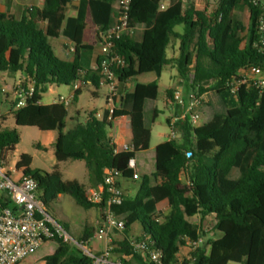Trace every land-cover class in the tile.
I'll return each instance as SVG.
<instances>
[{
  "label": "trees",
  "instance_id": "obj_1",
  "mask_svg": "<svg viewBox=\"0 0 264 264\" xmlns=\"http://www.w3.org/2000/svg\"><path fill=\"white\" fill-rule=\"evenodd\" d=\"M70 1L44 0L41 12L25 8L19 13H0V72H20L34 82L33 96L12 111L15 125L57 131L53 145L56 161L82 160L95 184L101 182L105 166L116 170L120 180H130L132 172L127 168V160L136 157L157 118L158 79L163 66L173 60L166 53L170 39L178 38L180 50L184 51L182 60L179 58L181 65L188 67L193 63L192 80L186 79L188 88L197 87L198 92L207 95L201 111L206 118L195 127L183 122L181 139L158 144L154 149L153 171L138 174L140 181L135 195L123 196L120 204L112 208L124 220V233L134 223L140 224L160 251V263L132 252L126 237L113 243L112 252L130 256L139 264H264V218L255 212L264 211V89L258 93L243 86L234 97L224 84L244 64L264 69V54L254 45L258 37L257 9L247 0H217L205 15L195 10L191 2L182 9L179 0H170L166 9L159 10L160 0H130V24L139 30L133 37L123 35L115 43L117 53L125 61V66L116 71L118 91L130 102V108H116L113 116L129 119L134 150L114 154L106 114L101 120L93 112L84 121L72 118L66 129L68 113L62 103H39L48 84L68 86L76 80L86 81L74 92L72 102H76L82 89L100 88L98 70L83 67L79 59L83 26L89 11L98 29L105 30L112 21V5L116 0H78L75 15L64 17L56 32L53 26L56 14L61 5ZM240 6L247 8L249 19L243 35H240L243 29L238 32L236 27L228 26L231 12ZM40 16L49 23L45 30L39 27ZM53 36L74 44L71 59L55 55L48 40ZM129 79L146 81L143 94L125 91L124 84ZM170 95L167 90V96ZM2 119L1 116L0 165H4L6 153L14 151L19 142L15 128L1 127ZM30 162V155L22 153L14 168L36 181L37 194L47 212L65 230L49 209V203L58 194L71 196L84 209L95 206L87 201L82 184L62 180L57 166L45 172L30 168ZM232 171L238 172V179L228 188L220 182L219 174L226 176ZM184 173L192 186L188 194L179 189ZM156 194L173 207L166 223L156 221ZM3 204L11 205L7 200ZM196 215L200 220L212 216L210 228L216 236L205 242L207 250L197 248L189 253V258L180 261L182 237L193 240L204 235L201 224L190 220ZM46 241L53 242L55 248L42 257L43 264L89 262L76 246L57 237L44 239L43 243ZM121 263L130 264L125 259Z\"/></svg>",
  "mask_w": 264,
  "mask_h": 264
},
{
  "label": "built area",
  "instance_id": "obj_2",
  "mask_svg": "<svg viewBox=\"0 0 264 264\" xmlns=\"http://www.w3.org/2000/svg\"><path fill=\"white\" fill-rule=\"evenodd\" d=\"M169 1L160 0L158 9H166ZM179 2L181 8L184 9L190 0H179ZM247 2L258 11V37L254 45L264 54V0H247ZM129 8L130 0H116L110 25L103 31L99 29L96 31L99 52L95 68L98 70V85L106 90V102L103 111L96 112L94 117L101 120L106 114V121L110 123L109 138L114 154L134 150L131 140L128 139L129 119L126 116H113V111L116 109L115 100L119 96L116 71L125 66L124 58L117 53L115 43L123 35L133 37L139 30L138 26L130 24ZM66 49L68 55L74 54L72 42L67 45ZM189 66L181 65L174 72V86L171 95L166 97L168 107L177 110L166 119L167 140L181 139L180 125L185 121L193 127L201 124V111L207 102V95L205 92H198L197 87L188 88L185 91L184 82L188 81L186 80L188 78L191 81L193 77V67ZM18 73L19 76L15 78L11 86L13 110L23 106L26 99L31 98L34 93L32 79ZM86 83L84 80L73 82L70 85L73 93ZM224 84L234 97L243 86L261 93L264 89V69L255 64H244L226 78ZM3 89L4 85L0 78V90L3 91ZM73 93L68 97L57 99V102L62 103L66 110L72 104ZM119 118L123 120L120 126L117 124ZM189 155L190 153L187 152L186 157ZM127 168L132 172L130 180L135 181L138 178V169L134 156L127 160ZM12 174L15 175L16 171H7L4 165H0V264H19L21 260L34 254L44 239L53 237L79 248L89 258L87 264H112L113 245L108 239L109 232L124 229V220L119 218L112 209L120 204L124 196L120 186L121 180L116 170L105 166L102 169L101 182L94 187L86 188L84 193L88 202L102 209L100 226L94 236L105 240L106 243L98 253H92L82 241L74 239L52 218L37 194L36 181L30 175H24L21 172L15 176ZM6 200L11 205H4L3 201ZM182 241L183 246L181 247H186L191 252L204 244V237L200 235L193 240L182 237ZM128 242L132 252L153 263H160L161 253L155 248L147 234H143L140 238L131 237ZM186 258H189V255Z\"/></svg>",
  "mask_w": 264,
  "mask_h": 264
},
{
  "label": "crops",
  "instance_id": "obj_3",
  "mask_svg": "<svg viewBox=\"0 0 264 264\" xmlns=\"http://www.w3.org/2000/svg\"><path fill=\"white\" fill-rule=\"evenodd\" d=\"M194 1L196 2L195 3L196 5H198L199 3H203V1H207L210 3H214V4L218 2L217 0H194ZM77 4H78V0H71L70 2H65L63 5L60 6V9L56 14V19H55L56 23L59 22L58 27L55 29L56 32L62 26L61 23L65 16L66 17L74 16L73 14L63 13L61 9L63 7L74 5V9L76 12ZM41 5H42V0H0V13L7 12V11L10 13H19L25 8L27 9L31 7H34L36 10H39L41 8ZM114 10H115V3H113L112 5L111 18H113ZM42 22L46 24V21L42 20ZM97 29L98 27L93 22L90 12L87 11L86 18L84 21V26H83L82 39H81L83 45L85 46L81 45L82 48L79 51V59H80L81 65L88 69L95 68L96 60L98 57L99 46H98L97 39H96ZM54 38L56 42H55L54 47H52L50 39H54ZM48 40L56 56H58L61 59H71L72 58V57H68L69 55L66 49L70 41L63 39L60 36H53V37H50ZM176 41L179 43L178 40ZM172 45L173 43L170 42L169 43L170 55L176 57L179 52V47L177 45L176 50H175L174 47L172 49L171 47ZM56 47H59V54H56L54 50L56 49ZM166 53H167V57L170 59V55H168L169 54L168 48L166 50ZM17 76H19L18 72L16 73L0 72L1 83L4 85L3 91L0 90V115L3 118L1 120V127L7 128V129L15 128L19 134V142L16 145L14 151L6 153L5 165H4L5 170L7 171L15 170L14 166L17 160L19 159V155L22 153H26L30 155L31 157L30 168L32 169H39L41 171L50 172L55 166H57V169L61 173L62 180L64 181L65 180H76L78 183L82 184L85 188L94 187L95 185H97L98 183L95 184L94 179L90 177L88 170L86 169L84 162L82 160H66L62 162L56 161L54 157L53 145L57 138V131L55 130L40 131L36 127H21V126L15 125V121L12 115L13 95L11 91V86L13 84L14 78H16ZM145 82H146L145 80H140V79L138 80L129 79L124 84L125 91L129 93L141 95L143 94V91H144ZM159 82H160V77L158 79V93H159ZM173 84H174L173 81L169 80L165 84V87H166L165 90L168 88H171ZM46 86H48L46 96L44 95L45 91H42L41 100L39 102L40 104H43V105L57 102V99L59 97H68L70 94L73 93V89L70 85L66 91L60 90L61 85L48 84ZM101 88L102 87L94 88L92 86H89V87L82 89L80 95L77 97L76 102H72L71 106L69 107L72 109V112L69 115H67V117L69 119L78 118L79 120L84 121L89 113L91 112L96 113L99 111H103L105 107V102H106V90L104 88L103 89ZM83 90L87 91V93L90 96V99L92 100V103L94 101H97L99 97L102 96L101 97L102 105L98 109L95 108V106L89 107L88 110L84 111V115L80 117V109L82 107L81 106L78 107V103H79L78 101H79V98ZM157 97H158V94H157ZM115 106L116 108L128 110L130 108V102L124 99L123 97H121V94L119 93V96L115 100ZM68 109H67V113H68ZM169 109L170 107H168V110ZM170 114L171 113L169 110V114L166 115L164 118L165 128L162 126V129L160 128L158 131L154 133V139H155L154 144H152L151 146L145 147L147 140L149 139V137L151 136L153 132V127L155 123L157 122L156 120L152 124L150 134L148 135V137L146 138V140L144 141V143L138 150L135 158H136V164H137V169H138L139 174H141L142 167L148 168V171H149L148 174H150L153 171L154 154H155L154 149L158 144L165 142L167 140L168 129L166 126V119ZM117 124L118 126L123 124L122 118L118 119ZM129 132L130 134H128V139L131 140L130 129H129ZM22 134H25L31 140V146H29V148L27 149L19 150V145L21 142ZM149 159L151 161L150 165H148ZM73 162H76V163H73ZM82 164L84 166V170L81 175V180H79L78 178H76V175L74 174L75 172L74 170H75L76 165L82 166ZM19 172L20 171H16L15 175H17ZM13 175L14 174H12V176ZM65 175H67V177ZM133 182L134 181L129 180V179L128 180L123 179L120 181V186L123 190L125 197H132L135 195L138 187ZM163 200H166V199H163ZM155 206H156V211L158 213V216H160V212H162L160 208L162 205L156 204ZM49 209L53 217L57 221H59L62 225H64L67 232H69L70 229L75 230L77 240L82 241L84 245L88 244L89 245L88 249L92 253H98L103 249V246L106 243L105 240L98 239L94 236V233L100 226V222H101L102 209L100 207L94 206V207L84 209L80 207L71 196L66 195V194H58L56 198L49 203ZM134 224L131 226L128 232L133 231ZM127 234L125 233L123 237H126L127 239H129L133 236L132 234L131 235H127ZM140 234L142 235L145 233L143 232V230H141ZM108 239L111 241V244L117 242L115 241L116 239L113 237L111 232H109ZM41 246L38 249H40ZM54 248L55 246L52 248L50 253L53 252ZM115 254L118 256V262H112V264H122L121 259H125L130 264H139L137 261L132 260L130 256H123V255L120 256L118 253H115ZM112 258H113V254H112ZM36 260L39 261L38 264H43L42 257L36 258ZM227 264H237V263L229 262Z\"/></svg>",
  "mask_w": 264,
  "mask_h": 264
},
{
  "label": "rangeland",
  "instance_id": "obj_4",
  "mask_svg": "<svg viewBox=\"0 0 264 264\" xmlns=\"http://www.w3.org/2000/svg\"><path fill=\"white\" fill-rule=\"evenodd\" d=\"M191 5L193 6V8L197 11H201L203 13H205V15L208 14L209 11H211L216 4L214 3H210V2H207V1H203V3H199L198 5H196L195 1L194 0H191ZM43 5H44V0H42V5H41V8H40V11H42V8H43ZM29 9H35L34 7H31ZM34 11V10H33ZM61 11L63 13H67V14H73L75 15V9H74V5H70L68 7H63L61 9ZM66 17V16H65ZM42 17L40 16V18H38V24H39V27L42 29V30H45L46 27L49 25V23L46 22L43 23L42 22ZM45 21V20H43ZM248 11H247V8L244 7V6H240L238 8H235L233 9V11L231 12V15L228 19V26L229 28H237L238 32H241V30L243 29V32L240 33V35L245 32L246 30V27L248 25ZM42 23V24H41ZM58 24L59 22H54L53 23V26H55V29L58 27ZM63 23H61L62 25ZM180 27H176V31H180ZM51 40V44H52V47H54L55 45V38L54 39H50ZM179 39L178 38H175V37H172L170 39V42L173 43V45L171 46L172 49L174 47V49L176 50V46L178 45L179 47V52H178V55L176 57L174 56H171L170 55V48H169V45H168V55H170V59H173L172 62L170 63H167L163 66L162 68V71H161V75H160V82H159V93H158V97L155 101V105L156 107H158L159 109V113L157 115V118H156V123L153 127V132L151 134V136L149 137V139L147 140L146 144H145V147H148V146H151L152 144H154L155 142V139H154V133L156 131H158L160 128L162 129V126L165 128L164 126V118L166 115L169 114V110H170V113L171 114H174L176 112V110H173V109H169L168 110V105L166 104V97H167V90H172L173 89V86L171 88H168L165 90V84L169 81V80H172L174 82V79H173V74L174 72L180 67L181 65V60L183 58V54H184V51L183 50H180V41L179 43L176 41ZM81 45L82 46H85L83 45L82 43V40H81ZM58 51H57V50ZM55 52L56 54H59V47H56ZM188 51L190 50V48L187 49ZM73 55H69L68 57H72ZM179 58L181 59L179 61ZM189 67H193V63L190 64ZM15 80V78H14ZM14 82V81H13ZM184 89L185 91L188 89V86H187V81L184 82ZM69 88V85H61L60 86V90H63V91H66L67 89ZM47 89H48V86H45L44 87V91H45V96H46V92H47ZM103 89V88H101ZM102 96L99 97V99L97 101H94L92 103V100L90 99V96L89 94L87 93L86 90H83L80 98H79V103H78V107L81 106L82 108L80 109V117H82L84 115V111L85 110H88L89 107H92V106H95V108H100L101 105H102V99H101ZM204 107V106H203ZM203 109V108H202ZM72 112V109L69 108L68 109V115ZM206 118V115L202 114L201 115V122ZM71 125V119H69L68 117L66 118V129L69 128ZM29 146H31V140L25 135V134H22V137H21V142H20V145H19V150H24V149H27L29 148ZM154 158H155V154H154ZM73 163H76V162H73ZM151 161L149 159L148 161V165H150ZM5 165V163H4ZM83 170H84V166L82 164V166H78L76 165L75 166V172L74 174L76 175V178H78L79 180H81V175L83 173ZM148 168L147 167H142L141 169V174H148ZM139 174V172H138ZM220 175V182L223 183V185L225 187H233L236 182H237V179H238V172L237 171H232L230 172L228 175L226 176H222L221 174ZM67 177V175H65ZM139 181H140V177L138 176V178L133 182L137 187H138V184H139ZM179 189L181 191H183L184 193L188 194L190 193L191 189H192V186L187 178V175L184 173L181 175V178H180V185H179ZM155 198V201H156V204H159V205H162L161 206V210L162 212H160V216H158L157 218V222H162V223H166L170 220V217L172 215V212H173V207L167 202V200H163V199H160L159 196L156 194L154 196ZM160 210V211H161ZM255 212L259 215H261L263 218H264V211L263 210H255ZM193 223H196V224H201L202 228H203V232H204V244L201 245V248H204L205 250L208 249V246L205 244V242H208L210 239H213L215 236H216V233L213 229H211L210 227L212 226V216H207L206 218H204L203 220H200L199 216L196 215L194 217H192L190 219ZM142 230L141 226L139 223H135L134 224V229L133 231L131 232H127L128 234L127 235H133L132 237H142L143 234L141 235L140 234V231ZM111 234L113 235V237L116 239L115 241H119L123 236H124V231L123 230H111L110 231ZM74 239H77L76 238V233H75V230H72L70 229V231L68 232ZM130 237V236H129ZM113 245V243H112ZM55 246V244L51 241H46L42 244L41 248L38 249L34 254L24 258L23 260H21L19 262V264H38V260H36V258H39V257H43L47 254L50 253V251L52 250V248ZM114 246V245H113ZM85 247H89L88 244H85ZM190 253V249L186 248V247H180V251L178 252V258L179 259H183V258H186ZM113 254V258H112V262H118V256L112 252Z\"/></svg>",
  "mask_w": 264,
  "mask_h": 264
}]
</instances>
